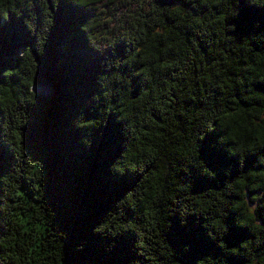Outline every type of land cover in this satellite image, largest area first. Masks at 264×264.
Instances as JSON below:
<instances>
[{
	"label": "trees",
	"instance_id": "obj_1",
	"mask_svg": "<svg viewBox=\"0 0 264 264\" xmlns=\"http://www.w3.org/2000/svg\"><path fill=\"white\" fill-rule=\"evenodd\" d=\"M0 264H264V0H0Z\"/></svg>",
	"mask_w": 264,
	"mask_h": 264
},
{
	"label": "bare ground",
	"instance_id": "obj_2",
	"mask_svg": "<svg viewBox=\"0 0 264 264\" xmlns=\"http://www.w3.org/2000/svg\"><path fill=\"white\" fill-rule=\"evenodd\" d=\"M45 86H47V88H48V90H49V92H50V94L49 95H47V96H50V95H52V89H51V86H49V85H45Z\"/></svg>",
	"mask_w": 264,
	"mask_h": 264
},
{
	"label": "rangeland",
	"instance_id": "obj_3",
	"mask_svg": "<svg viewBox=\"0 0 264 264\" xmlns=\"http://www.w3.org/2000/svg\"><path fill=\"white\" fill-rule=\"evenodd\" d=\"M34 89H37V87H34Z\"/></svg>",
	"mask_w": 264,
	"mask_h": 264
}]
</instances>
